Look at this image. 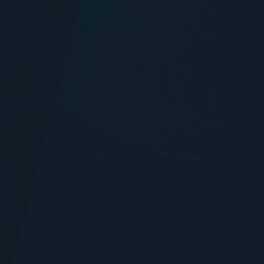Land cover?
<instances>
[{"label": "water", "instance_id": "1", "mask_svg": "<svg viewBox=\"0 0 264 264\" xmlns=\"http://www.w3.org/2000/svg\"><path fill=\"white\" fill-rule=\"evenodd\" d=\"M0 264H264V0H0Z\"/></svg>", "mask_w": 264, "mask_h": 264}]
</instances>
